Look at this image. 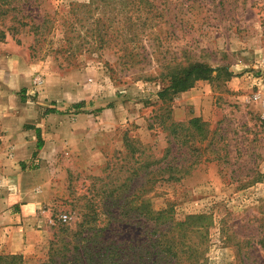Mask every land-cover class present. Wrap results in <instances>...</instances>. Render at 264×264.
<instances>
[{
    "label": "rangeland",
    "instance_id": "374dc122",
    "mask_svg": "<svg viewBox=\"0 0 264 264\" xmlns=\"http://www.w3.org/2000/svg\"><path fill=\"white\" fill-rule=\"evenodd\" d=\"M156 1L146 24L96 0H29L0 19L1 253L42 263L78 231L138 246L155 229L143 209L185 222L173 230L203 264H264V0ZM193 63L233 76L162 100ZM194 117L208 140L165 129ZM168 163L179 179L146 175Z\"/></svg>",
    "mask_w": 264,
    "mask_h": 264
},
{
    "label": "trees",
    "instance_id": "16d2710c",
    "mask_svg": "<svg viewBox=\"0 0 264 264\" xmlns=\"http://www.w3.org/2000/svg\"><path fill=\"white\" fill-rule=\"evenodd\" d=\"M0 1H3V3L0 4V19L8 16L12 11H16V15L22 13L24 10L23 4L25 3V7H27L29 2V0H17V3H19L17 6L8 8L5 7V5H7L5 0ZM35 1L37 2L38 0ZM96 1L102 3L103 6H109L115 9L121 4L129 20L132 19V14H137L136 19L144 20L143 24H146L151 16L152 18L155 17V12L159 11L156 0ZM94 2L95 0H92V4ZM143 14L148 16L144 17ZM14 19L17 20L18 23H21V25H28L27 22L16 17H14ZM32 27H35V35H38L41 33L39 29L43 28L44 25H35ZM131 27L132 25L130 24V28ZM128 31L129 40L136 39L140 36V34L133 29H129ZM134 56L135 54H133L132 50L130 52L125 50V53L122 54L120 58H128V61H132ZM128 61H126V63ZM213 72H217L216 78L223 77L225 80H229L233 76V73L229 71L227 67L214 69L203 63H193L187 67H179L170 71L167 74L170 79L169 83L158 95L162 100H167V98L171 99L172 95L191 88L197 80L211 78ZM76 107L81 108L83 104L79 103ZM166 111L167 115L165 119L170 120V110L167 109ZM190 128L193 129V132H189ZM165 129L170 134H173L175 140L180 138L181 134L186 131L190 137H199V141L208 140L211 133L207 127V123L203 122L199 117L190 119L188 127H185L183 123L171 121ZM42 147L43 143L39 140L37 148L41 149ZM169 149L170 148H168V151ZM174 159L178 160L177 157H174ZM145 171L148 177L156 176L159 180L179 179V177L174 174L179 170L171 166L170 163H168L166 167H160L158 169L147 167ZM151 179L152 178H150V181ZM139 211L141 212L139 217H143L146 222L152 221L155 226L154 230H150V237L147 236L146 240H144L141 245H126L125 242L107 243L105 241L103 242V240H98V231L92 233L91 236L88 232L84 233L78 231L76 232L78 238L77 243L71 244L70 242H66L60 248L54 246V249L52 247V250H54L51 252L48 260L36 264H203L201 263L204 253L203 249L188 244V238H186L187 230H173L178 227L182 228L185 222L178 223L173 219L167 218V216L164 215V211H157L153 214L145 212L143 209H139ZM0 264L26 263L22 255L4 254L0 252Z\"/></svg>",
    "mask_w": 264,
    "mask_h": 264
},
{
    "label": "crops",
    "instance_id": "0c3cea01",
    "mask_svg": "<svg viewBox=\"0 0 264 264\" xmlns=\"http://www.w3.org/2000/svg\"><path fill=\"white\" fill-rule=\"evenodd\" d=\"M27 210H28V211H31V208H29V207L27 206Z\"/></svg>",
    "mask_w": 264,
    "mask_h": 264
}]
</instances>
